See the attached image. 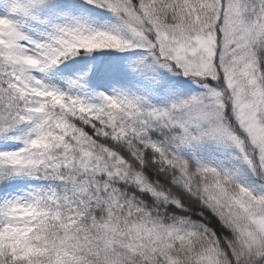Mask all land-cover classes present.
<instances>
[{
  "label": "snow or ice",
  "instance_id": "snow-or-ice-1",
  "mask_svg": "<svg viewBox=\"0 0 264 264\" xmlns=\"http://www.w3.org/2000/svg\"><path fill=\"white\" fill-rule=\"evenodd\" d=\"M0 264H264V0H0Z\"/></svg>",
  "mask_w": 264,
  "mask_h": 264
}]
</instances>
